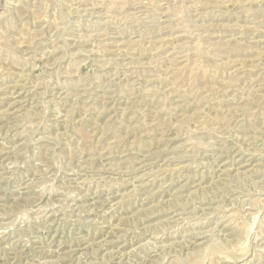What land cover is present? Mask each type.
Masks as SVG:
<instances>
[{"label": "rangeland", "instance_id": "374dc122", "mask_svg": "<svg viewBox=\"0 0 264 264\" xmlns=\"http://www.w3.org/2000/svg\"><path fill=\"white\" fill-rule=\"evenodd\" d=\"M0 264H264V0H0Z\"/></svg>", "mask_w": 264, "mask_h": 264}]
</instances>
